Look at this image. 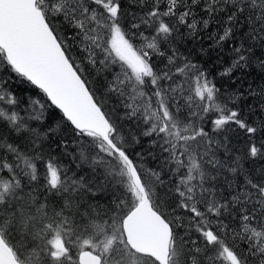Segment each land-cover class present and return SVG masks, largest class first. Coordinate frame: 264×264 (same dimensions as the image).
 Returning a JSON list of instances; mask_svg holds the SVG:
<instances>
[{
  "label": "snow or ice",
  "instance_id": "obj_1",
  "mask_svg": "<svg viewBox=\"0 0 264 264\" xmlns=\"http://www.w3.org/2000/svg\"><path fill=\"white\" fill-rule=\"evenodd\" d=\"M253 67L264 0H0V264H264Z\"/></svg>",
  "mask_w": 264,
  "mask_h": 264
},
{
  "label": "trees",
  "instance_id": "obj_2",
  "mask_svg": "<svg viewBox=\"0 0 264 264\" xmlns=\"http://www.w3.org/2000/svg\"><path fill=\"white\" fill-rule=\"evenodd\" d=\"M188 48H193L192 44H188L187 46ZM205 47H207V44H205ZM183 51V48L181 49ZM202 61H205V66L206 67H212L213 68V72L214 74L216 72H218L220 70V65L219 64H215L214 65V61H215V55L213 54L211 56V58H207V57H202L200 58ZM224 62L228 63L229 62V57L227 55H224ZM249 75H247V82H255L257 84H264V73L261 72V70L258 67H253L251 69L247 70ZM235 75H240L239 73H236ZM218 86L220 84L223 83H227L226 78L225 79H220L218 78ZM230 87H234L233 85H230ZM246 86V84H245ZM13 87L17 89L18 94H24L26 97L27 96H41L42 94H40L38 92V90L32 88V86L27 85H17L15 82L13 83ZM251 102V101H249ZM48 115H49V119H48V123L52 124L53 126L56 125H60L63 123L62 121V113L56 109L54 106L49 105V109H48ZM259 115V114H257Z\"/></svg>",
  "mask_w": 264,
  "mask_h": 264
},
{
  "label": "rangeland",
  "instance_id": "obj_3",
  "mask_svg": "<svg viewBox=\"0 0 264 264\" xmlns=\"http://www.w3.org/2000/svg\"><path fill=\"white\" fill-rule=\"evenodd\" d=\"M31 97H33V98H39V96H31Z\"/></svg>",
  "mask_w": 264,
  "mask_h": 264
}]
</instances>
